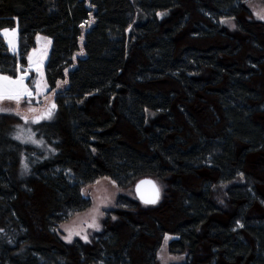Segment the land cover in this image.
Listing matches in <instances>:
<instances>
[{
    "label": "trees",
    "instance_id": "1",
    "mask_svg": "<svg viewBox=\"0 0 264 264\" xmlns=\"http://www.w3.org/2000/svg\"><path fill=\"white\" fill-rule=\"evenodd\" d=\"M245 1L0 0V28L17 29L0 74L16 78L41 34L49 89L67 81L32 126L48 158L0 113V264H155L166 233L185 253L173 264H264V20ZM102 177L162 189L155 204L119 195L90 240L63 241Z\"/></svg>",
    "mask_w": 264,
    "mask_h": 264
},
{
    "label": "rangeland",
    "instance_id": "2",
    "mask_svg": "<svg viewBox=\"0 0 264 264\" xmlns=\"http://www.w3.org/2000/svg\"><path fill=\"white\" fill-rule=\"evenodd\" d=\"M245 7L250 11L251 17L258 21H263L264 19H260V17L264 16V2L262 0H246L244 2ZM222 20H229V23H221L223 26H225L229 31H234L236 28L235 21L233 19H221ZM235 25V27H232L231 25ZM39 37V39H38ZM17 40V39H16ZM7 42V41H6ZM36 50L35 56L40 57L42 56V64L40 67V71L37 72L34 67H29V62L27 59V66L24 67L20 74H23L25 71H27V76L24 78V84L27 86L28 90L32 93L31 96H24L21 98L19 104H17L15 101H0V107H5L11 109V111L8 112H0L5 113L9 115H13L19 119V122L15 124V128L13 131V136L17 134L18 131L24 130V136L27 137L29 131L33 134L32 139L37 141H42L40 144H35L31 142H22L21 140H18L22 144H27L35 147L36 149L40 150L41 152H46V155L42 158H39L38 160H43L45 158H48L53 154L51 151L52 149L50 146H48L45 141L41 138L36 137L32 126L35 123H39L42 121L50 120V119H41L38 122H33L32 118L34 116L41 115L49 106L51 103H55V95L56 93L66 87V83L61 82V86L57 87V84L55 86V92L49 89L48 84L45 79L44 74V65L46 63V60L49 55L50 50V39L48 37H45L41 34H37L35 37V46L29 51L27 57L30 54H33V50ZM16 50V49H15ZM1 75V74H0ZM15 79V78H12ZM56 104V103H55ZM29 109H35L34 112L29 111ZM19 111L22 115H17L16 112ZM56 111V110H55ZM55 114V112H54ZM148 116L151 115L150 112L147 113ZM22 116H27L28 120L22 118ZM54 116V115H53ZM52 119V118H51ZM19 126V128H18ZM17 140V139H16ZM50 150V151H49ZM52 152V153H51ZM50 153V154H49ZM49 154V155H48ZM48 155V156H47ZM27 165V170H25L24 165ZM29 172V164L26 156L21 157V173L27 174ZM156 184L159 188V191L162 189V184L159 181H156ZM84 191L81 193L84 196H87L91 200V206L80 213L75 214L73 217H71L68 221L63 222L59 224L57 227V231L61 239L68 243L64 239V237L68 234L65 231V228L78 231L83 229L82 234L88 235V240L92 237V235L97 232L94 228H87L84 224L85 221L91 222L92 217V210L95 208L99 209V212L103 213L102 216L97 215V221L102 225L103 217H104V211L107 209H110L114 206L116 198L119 195H126L132 199H135V192H134V184L127 188H120L118 187L113 181L107 177H102L97 179L94 183L88 184L84 187H82ZM81 189V190H82ZM101 228V227H100ZM100 230V229H99ZM98 230V231H99ZM170 238L171 235H168ZM75 239H79L81 241L86 242L85 240L81 239L80 236H73L72 241ZM171 239L165 241L163 239L159 250L157 252V258L155 264H173V263H181L185 259V253H171L168 248V244ZM183 256V260H171L170 257H180Z\"/></svg>",
    "mask_w": 264,
    "mask_h": 264
},
{
    "label": "snow or ice",
    "instance_id": "3",
    "mask_svg": "<svg viewBox=\"0 0 264 264\" xmlns=\"http://www.w3.org/2000/svg\"><path fill=\"white\" fill-rule=\"evenodd\" d=\"M166 14L167 13H161V12L156 13V15L160 16V17H163ZM260 19H264V16L260 17ZM229 22H230L229 20H222L221 21V23H229ZM89 23H91V21H89ZM231 26L235 27L234 24ZM81 27H84V25H81ZM0 35H3L5 37L7 44L9 46V50L15 51L16 39H17V29L16 28H11V29L0 28ZM38 39H39V37H38ZM81 39H83V37H81ZM35 52H36V50L34 49L33 54H30L27 57V59L29 62V67L30 68L34 67L35 70L37 72H39L43 57L42 56H40V57L35 56ZM17 71H19V68L17 69ZM25 76H27V71H25L21 75H17L15 79H12L11 77H9L7 75H0V101H4V100L15 101L17 104H19L22 97L31 96L32 93L28 90L27 86L24 84ZM63 83H67V81H64ZM60 86H61V82L57 81V87H60ZM52 91L55 92V89H53ZM55 110H56V104L51 103L50 106L41 115L34 116L32 118V120H33V122H38L41 119H51L54 115ZM8 111H11V109L5 108V107H0V112H8ZM29 111L34 112L35 109H29ZM145 111H148V110L145 109ZM16 114L22 115L19 111H17ZM22 118L25 119L26 121L28 120L27 116H22ZM18 128H19V126H18ZM32 135L33 134L29 131L27 137L25 138L24 130H20L17 132V134L15 135L14 138L17 140H21L22 142H31V143H35V144L42 143V141L33 140ZM51 151L55 152V149H52ZM93 151H95V150H93ZM24 167H25V170H27L26 164L24 165ZM240 175H242V174H240ZM81 191L83 192L84 189H82ZM137 192H140L139 185L137 186ZM140 199L145 204H155L157 202V200L159 199V189L153 184L152 195L148 198H145V196L143 194H141ZM92 212H93V214L91 217V222L89 223L88 221H85L84 224L87 228H94L98 231L101 226L97 221V215L102 216L103 213L99 212L98 208L93 209ZM113 219H116V217H113ZM237 226L243 227V225L240 224L239 221H237ZM0 231H3V229H0ZM65 231L68 234L64 237V239L66 241H68L69 243L72 242V237L74 235L80 236L81 239L88 241V235L86 233L82 234L83 229L78 230V231H74V230L65 228ZM164 239H165V241H167L171 238L166 233L164 236ZM9 243H11V241H9ZM169 259H171V260H183L184 257L183 256L170 257Z\"/></svg>",
    "mask_w": 264,
    "mask_h": 264
},
{
    "label": "water",
    "instance_id": "4",
    "mask_svg": "<svg viewBox=\"0 0 264 264\" xmlns=\"http://www.w3.org/2000/svg\"><path fill=\"white\" fill-rule=\"evenodd\" d=\"M153 184L158 188L155 180L153 178H150V177H145V178L139 179L138 181L135 182V184H134V192H135L136 198L140 202H142V200L140 199L141 194H143L145 196V198H148V197H150L152 195ZM138 185L140 187V192H137V186Z\"/></svg>",
    "mask_w": 264,
    "mask_h": 264
},
{
    "label": "bare ground",
    "instance_id": "5",
    "mask_svg": "<svg viewBox=\"0 0 264 264\" xmlns=\"http://www.w3.org/2000/svg\"><path fill=\"white\" fill-rule=\"evenodd\" d=\"M138 181V180H137Z\"/></svg>",
    "mask_w": 264,
    "mask_h": 264
},
{
    "label": "flooded vegetation",
    "instance_id": "6",
    "mask_svg": "<svg viewBox=\"0 0 264 264\" xmlns=\"http://www.w3.org/2000/svg\"><path fill=\"white\" fill-rule=\"evenodd\" d=\"M135 184V183H134Z\"/></svg>",
    "mask_w": 264,
    "mask_h": 264
}]
</instances>
